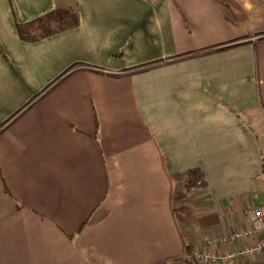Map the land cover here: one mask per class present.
I'll return each instance as SVG.
<instances>
[{
  "label": "crops",
  "instance_id": "crops-1",
  "mask_svg": "<svg viewBox=\"0 0 264 264\" xmlns=\"http://www.w3.org/2000/svg\"><path fill=\"white\" fill-rule=\"evenodd\" d=\"M68 9L0 0V264H264V0Z\"/></svg>",
  "mask_w": 264,
  "mask_h": 264
},
{
  "label": "built area",
  "instance_id": "built-area-1",
  "mask_svg": "<svg viewBox=\"0 0 264 264\" xmlns=\"http://www.w3.org/2000/svg\"><path fill=\"white\" fill-rule=\"evenodd\" d=\"M250 214L252 218V226L249 230H238L230 233L228 235L229 239L235 240L240 238L247 233H259L261 235L260 238L256 240V242L252 245H245L242 252L244 254H253L258 253L264 249V207L260 204L254 205L250 208ZM235 253V252H233ZM189 256H191L194 260L199 262L200 264H207L211 262H215L220 259L214 253H211L207 249H198L194 248L189 252ZM232 256L231 253L226 254L221 259H226Z\"/></svg>",
  "mask_w": 264,
  "mask_h": 264
},
{
  "label": "trees",
  "instance_id": "trees-1",
  "mask_svg": "<svg viewBox=\"0 0 264 264\" xmlns=\"http://www.w3.org/2000/svg\"><path fill=\"white\" fill-rule=\"evenodd\" d=\"M42 22H43L42 20H39L38 22H30V23L17 22L16 25H17V30H18L19 35L21 37H23V38L34 39V38H37V37L41 36L42 34H44L45 31L46 32H54V31L59 30V29H64V28H67V27L75 26V24H76L75 21H72V20L68 19V20H63V22H60V24H58L57 26L52 27L49 30H43V29H46V28L42 24ZM49 85L50 84H48L45 88H43V92H44L45 89L48 88ZM32 100L33 99H31L30 101L25 103L12 116L16 115L18 112L22 111L23 108H25L28 105H30ZM174 264H177V263H174Z\"/></svg>",
  "mask_w": 264,
  "mask_h": 264
},
{
  "label": "rangeland",
  "instance_id": "rangeland-1",
  "mask_svg": "<svg viewBox=\"0 0 264 264\" xmlns=\"http://www.w3.org/2000/svg\"><path fill=\"white\" fill-rule=\"evenodd\" d=\"M73 0H63V11L69 10L68 6L72 5Z\"/></svg>",
  "mask_w": 264,
  "mask_h": 264
}]
</instances>
